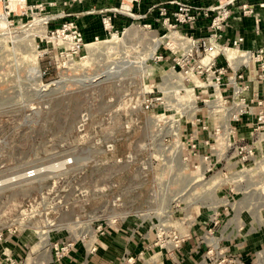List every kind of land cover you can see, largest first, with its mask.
I'll return each mask as SVG.
<instances>
[{
    "label": "rangeland",
    "instance_id": "obj_1",
    "mask_svg": "<svg viewBox=\"0 0 264 264\" xmlns=\"http://www.w3.org/2000/svg\"><path fill=\"white\" fill-rule=\"evenodd\" d=\"M51 1L0 0V231L15 228L5 238L22 246L20 264L33 245L48 247L55 263L76 245L94 253L123 222L147 233L121 237L139 245L111 264H183L182 246L197 248L196 264H231L223 240L244 230L260 241L253 264H264L257 255L264 252V165L257 164L264 158L254 152L243 160L237 149L251 141L249 121L236 122L228 136L212 93H195V111L191 92L166 94L170 106L142 111V83L157 85L167 62L142 59L141 73L130 64L149 58L151 38L164 30L121 18L111 30L95 27L98 42L85 38L86 47L64 62L55 39H45L69 18L78 27L87 21L65 17ZM204 31L198 25L190 33ZM43 70L40 80H54L51 88L39 84ZM30 168L38 177L22 180ZM55 242L72 243L59 261Z\"/></svg>",
    "mask_w": 264,
    "mask_h": 264
},
{
    "label": "built area",
    "instance_id": "obj_2",
    "mask_svg": "<svg viewBox=\"0 0 264 264\" xmlns=\"http://www.w3.org/2000/svg\"><path fill=\"white\" fill-rule=\"evenodd\" d=\"M70 1L80 3L82 0ZM117 1V6L111 8V13L101 18L100 25L103 29L111 30L113 28L112 17L117 15L132 21L137 20L136 25L143 29L148 30L157 26L164 30V34L157 37L162 40L159 41L151 59L155 62L165 61L169 65L165 66L157 85L142 83L139 96L140 109L148 111L159 106L165 108L170 106L164 98V90L167 92L168 86L174 82L173 78H167L170 73L179 79L182 87L191 90L194 97V111L198 109L195 102L198 96H195V93L205 94L206 98L212 93L216 97L213 91L217 90L218 97L216 98L219 99L224 109L223 121L228 129L227 135H231L233 130L237 129V126H234L236 122L246 120L250 123L248 137L251 141L239 143L237 145L238 154L243 160L251 157L254 152L264 158L262 147L264 144V43L252 50L243 49L240 47L243 41L241 35H236L228 43L222 42L224 28L232 14L231 6L236 0H214L207 6L193 4L188 0H158L152 2L147 9V12L152 10L155 12L152 21L142 22H140L141 19L146 17L147 13L134 11L140 0ZM51 4L52 2L48 3V5ZM237 7L241 16L256 17L254 8L247 2ZM33 8L42 9L40 4H35ZM47 19L51 20V18ZM202 19L206 21L203 27L205 31L192 35L190 32L198 26V21ZM122 30L124 32L125 28ZM50 34L51 36L47 37L45 42L55 39L53 48L55 55L64 62L75 58L86 45L82 31L70 18L62 22ZM262 35L264 40V30ZM93 40V42L97 41V35H94ZM160 47L163 52L156 54ZM227 53H232V60L227 58ZM144 74L140 77L144 78ZM43 75H45V70L38 71L41 86L47 83L41 82L40 78ZM165 76L164 81L162 77ZM48 82H54V80ZM154 89L159 96L153 97ZM182 91L183 89L174 90L169 100ZM180 103H182V97ZM186 109L190 110V108ZM183 113L186 111L184 110ZM158 115L168 116L163 113ZM160 119L165 120V118ZM36 174V170L30 168L23 175L25 179H31ZM14 232L15 228L12 227H7L5 232L0 231V264H20L18 257L14 256L5 245L7 240L5 234L13 235ZM71 247L70 242L53 243L51 250L54 259L61 260Z\"/></svg>",
    "mask_w": 264,
    "mask_h": 264
},
{
    "label": "crops",
    "instance_id": "obj_3",
    "mask_svg": "<svg viewBox=\"0 0 264 264\" xmlns=\"http://www.w3.org/2000/svg\"><path fill=\"white\" fill-rule=\"evenodd\" d=\"M155 1L158 0H140L139 5L134 8V11L136 13H147L146 17L141 19V21H152L153 13L155 14V12L154 10H152L151 12H147V9L148 6ZM188 1L192 2L193 4L202 6H207L214 2V0ZM51 2L52 4L50 5V7H56L58 8V10L60 9V11L64 12L65 17L77 16V19H83L84 17H86L85 21H87V23L82 24L78 22L85 38L97 35L99 33L97 31H94L95 27L98 28L100 26L99 16L104 13L105 15L110 14L111 8H115L118 3L117 0H83L81 6H79V4H73L72 6H70L67 3V0H52ZM243 2H247L248 4L252 5L256 14V17L254 16L255 18L253 16L246 17L240 15L237 6ZM83 5H85V10L81 8ZM231 9L232 14L228 18L226 26L224 28L222 42L228 43L229 40L234 38L236 35H241L243 37V41L240 47L243 49L252 50L263 44L264 40L262 31L264 30V19L262 18H264V0H236L234 5L231 6ZM89 17L96 18L88 22L87 19ZM121 18L124 17L114 15L112 17V23L118 24ZM205 23L206 21L202 19L199 20L197 24L204 27ZM245 125H247L246 122L242 125H239V127H241V130L244 129L243 127ZM245 129H250V127L248 126ZM243 133L244 131L242 130L239 135L243 137ZM246 137H248V135ZM142 232L147 233L143 226H139L138 229L134 231V228L129 226L128 222H123L122 225H117L113 232H111L109 235L103 236L99 240L94 253H89L86 245H76L71 250V253L59 263H55L51 260V252L48 247H44V245L41 248L38 245H33L28 250L23 264H111V262L115 261V256L121 254L126 249L136 250V248L138 247L137 245L139 244L135 242L134 244H132L133 241H129L126 243L125 239L127 238V236L130 238H137L138 236L143 237L144 235L141 234ZM232 233H234V231ZM121 237H125V239H122ZM259 242L260 241L257 239V235L252 233V231H235L234 234H230L229 239L223 240L224 245L222 246V249L225 250V254H232L234 256V259L229 260L231 261V264H253V248H255L257 244H259ZM6 243L8 244V249L10 251L12 249L11 253L14 256L18 257V249H21L22 246L20 244H16L15 246L11 238L10 240L9 238L8 240H6L5 245ZM134 246H136V248ZM182 248L183 249L181 253L183 254V264H196L194 258L196 257V253H198V250H196L197 248L193 250L188 246H182ZM189 253L195 254L194 257H190ZM263 254L264 252H258L257 254L258 257L262 259L261 263H264Z\"/></svg>",
    "mask_w": 264,
    "mask_h": 264
},
{
    "label": "bare ground",
    "instance_id": "obj_4",
    "mask_svg": "<svg viewBox=\"0 0 264 264\" xmlns=\"http://www.w3.org/2000/svg\"><path fill=\"white\" fill-rule=\"evenodd\" d=\"M17 4H20V1H19V3H17ZM136 29L134 26H131V27H129V28H126L125 29V31H124V33L123 34H125L128 30H131V29ZM122 34V35H123ZM153 39V40H152ZM151 40H152V43L154 44L153 45V47H152V54H150V57L149 58H147L146 59V55H143L142 57H139L137 60H136V62H133V63H131L130 64V66L131 67H133V68H135V69H137L140 73H141V68H140V62L142 61V59H145V61H142L145 65H147L145 62L148 60V59H150V58H152V56H153V52L155 51V49H156V47H157V45H158V43H159V41L160 40H162V39H160V38H157L155 35H154V37H152L151 38ZM128 41H130V39H128ZM155 41V42H154ZM98 42V41H97ZM86 47V45L84 46V48ZM227 58L229 59V60H232V53H227ZM146 70H147V66H146ZM146 70H145V72H146ZM143 74L144 73H142L141 74V76H143ZM140 76V75H139ZM109 77V76H108ZM167 78H173L174 79V82L172 83V84H170L169 86H168V90H167V92L164 90V98H165V95L166 94H170V93H173V91L174 90H178V89H183V93H186V94H188V92H191V90L190 89H186L185 87H182L180 84V82H179V79H176L175 77H174V75L173 74H169V75H167ZM165 79H166V76L165 77H162V80H164L165 81ZM45 86V88H47L46 87V85H44ZM54 86V85H53ZM214 92V94L216 95V97H218V92H217V90H215V91H213ZM192 93V92H191ZM161 118H163V117H161ZM70 162V164H71V160H68L67 161V164ZM259 163H263V165H264V159H262V160H260V161H258V163L257 164H259ZM37 172V171H36ZM24 174V173H23ZM35 177H38V173L36 174V176ZM34 177V178H35ZM25 178H24V175L22 176V180H24Z\"/></svg>",
    "mask_w": 264,
    "mask_h": 264
},
{
    "label": "water",
    "instance_id": "obj_5",
    "mask_svg": "<svg viewBox=\"0 0 264 264\" xmlns=\"http://www.w3.org/2000/svg\"><path fill=\"white\" fill-rule=\"evenodd\" d=\"M52 86H53V82H47V83H46V87H47V88H51Z\"/></svg>",
    "mask_w": 264,
    "mask_h": 264
}]
</instances>
